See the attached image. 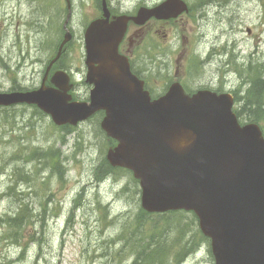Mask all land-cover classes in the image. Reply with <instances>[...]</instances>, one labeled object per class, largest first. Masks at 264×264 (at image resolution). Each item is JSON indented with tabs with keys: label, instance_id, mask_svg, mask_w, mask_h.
Segmentation results:
<instances>
[{
	"label": "rangeland",
	"instance_id": "obj_1",
	"mask_svg": "<svg viewBox=\"0 0 264 264\" xmlns=\"http://www.w3.org/2000/svg\"><path fill=\"white\" fill-rule=\"evenodd\" d=\"M161 1L107 0L114 13ZM184 1L188 13L150 22L137 37V63L149 71L151 90L176 67L177 76L191 69L186 85L218 84L240 123H255L264 135V106L257 118L242 109L256 66L264 78V0ZM70 2L72 38L58 63L71 77V96L85 101L83 31L100 16V0ZM66 14L64 0H0V92L39 86ZM100 118L64 129L35 106L0 108V264H133L141 241H165L163 264H214L193 213L143 211L132 174L105 167L114 142Z\"/></svg>",
	"mask_w": 264,
	"mask_h": 264
},
{
	"label": "water",
	"instance_id": "obj_2",
	"mask_svg": "<svg viewBox=\"0 0 264 264\" xmlns=\"http://www.w3.org/2000/svg\"><path fill=\"white\" fill-rule=\"evenodd\" d=\"M102 16L83 33L85 81L92 84L88 101L71 99L68 76L52 63L71 38L67 15L55 57L34 90L0 92V106L35 104L56 125H76L103 110L100 127L115 139L106 152L111 166L131 170L140 186V206L147 212L191 210L210 239L214 264H264V139L253 123L240 125L231 110L232 97L199 90L192 95L172 83L151 99L134 76L118 44L129 20L144 23L173 18L186 11L183 0H164L138 8L135 16L109 20Z\"/></svg>",
	"mask_w": 264,
	"mask_h": 264
},
{
	"label": "flooded vegetation",
	"instance_id": "obj_3",
	"mask_svg": "<svg viewBox=\"0 0 264 264\" xmlns=\"http://www.w3.org/2000/svg\"><path fill=\"white\" fill-rule=\"evenodd\" d=\"M111 15H113L112 11H111ZM161 21L167 22L165 20H157V19H153V18L149 19L144 26H136L135 24L130 22L128 24V28H127L126 34H125L124 38L122 39V41L119 44V52L124 54V55H126L128 57L130 68H131L132 72L136 76H138L140 79L143 80V82H144V84H145V86H146V88L148 90H150L149 89L150 88L149 71L148 70L145 71L144 68H142L141 66L138 65V63H137L138 56L134 52V44L137 42V37H138L139 32L148 23H150V22L160 23ZM186 53H187V51H186ZM186 53H184V52L179 53V57L182 56V55L185 57ZM187 61H188V58H185L184 62L186 63ZM188 62L190 63V60ZM60 68L61 67L59 66L56 69H60ZM189 68H190V66H189ZM56 69H54V70H56ZM178 69L176 67L175 70H174L173 75L171 74V77L169 78V80L162 83V85H164V83H165L167 86H165V87L162 86L160 88V90L156 92L158 95L164 93L165 90L168 88V86L172 82H178L182 86L184 92L187 93V94H193L194 92H196L198 90H206V89L207 90H212V91H214L216 93H220L221 92V89L218 86V84H216L217 87L211 86L209 84H197L195 86H192L193 88L189 87V85H186L183 82V80L188 78L191 75V74H189V73H191V69H188V71H187V69H186V71L183 70V72L181 71V75L177 76L178 75ZM48 75H49V73H48Z\"/></svg>",
	"mask_w": 264,
	"mask_h": 264
},
{
	"label": "trees",
	"instance_id": "obj_4",
	"mask_svg": "<svg viewBox=\"0 0 264 264\" xmlns=\"http://www.w3.org/2000/svg\"><path fill=\"white\" fill-rule=\"evenodd\" d=\"M257 67L258 66H256L257 73H255V75L253 74L251 80L249 81L250 86L246 92L248 98L245 99V102L242 106V109L247 110L245 112L247 113V116L249 118H257V112L259 111L261 106H264V102H262L264 93V78H261ZM252 100H254V103H251ZM63 128L67 129L68 127L63 126ZM105 167L109 169L110 172H115V170L118 169L110 167L107 163L105 164ZM177 212L178 211H171L170 213ZM140 213L144 212L141 211ZM162 215H164V213ZM17 218L18 216L7 217L6 221H9L13 226ZM164 243L165 241H141V244L143 246L138 250L133 264H163V262L165 261L164 249L168 248V245H165ZM150 245H152L151 249L149 248Z\"/></svg>",
	"mask_w": 264,
	"mask_h": 264
},
{
	"label": "bare ground",
	"instance_id": "obj_5",
	"mask_svg": "<svg viewBox=\"0 0 264 264\" xmlns=\"http://www.w3.org/2000/svg\"><path fill=\"white\" fill-rule=\"evenodd\" d=\"M102 6H99V8H101Z\"/></svg>",
	"mask_w": 264,
	"mask_h": 264
}]
</instances>
